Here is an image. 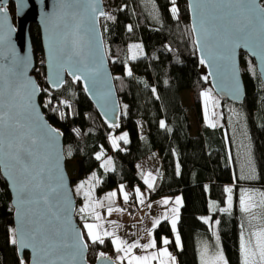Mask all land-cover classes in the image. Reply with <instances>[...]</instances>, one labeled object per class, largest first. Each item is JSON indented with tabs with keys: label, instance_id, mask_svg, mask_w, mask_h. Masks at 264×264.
<instances>
[{
	"label": "trees",
	"instance_id": "1",
	"mask_svg": "<svg viewBox=\"0 0 264 264\" xmlns=\"http://www.w3.org/2000/svg\"><path fill=\"white\" fill-rule=\"evenodd\" d=\"M103 1L112 8L108 16L114 18L101 17L100 26L121 105L118 127H110L100 118L79 80L74 82L67 77L59 90L47 86L40 30L36 23L30 25L35 57L32 73L41 86L39 101L42 111L63 132L66 161L69 158L76 160V177H70L71 183L96 170L98 193L121 184L133 187L140 182L136 172L138 159L158 150L163 177L157 192L181 191L183 195L177 227L181 246H175L174 231L166 219L154 228L158 243L163 238L170 239L168 246L176 251L178 264H199L198 240L212 235L210 224L201 216L209 214L211 220L218 221L229 264H241L240 190L244 184H249L264 192V84L254 59L240 52L244 102L218 97L222 103L221 111H224L223 124L210 126L204 123L201 91L211 84L197 55L187 0H175V4L173 0H153L159 14L157 21L150 18L143 0ZM174 6L178 15L171 11ZM8 8L13 14L15 6L12 1ZM134 42L143 46V52L135 59L128 53L129 45ZM184 90L193 94V112L199 126L194 134L187 106L181 98ZM62 101H67V105ZM59 103L63 104L62 109H59ZM230 103L239 108L244 135L251 148L255 176L249 181H241L234 175L237 156L226 107ZM120 131H127V142L119 140V147L114 148L109 135ZM239 138L241 141L240 134ZM101 152L111 153V169L101 167V160L96 158ZM226 184L233 185L231 212L220 210L226 202ZM77 219L81 221L78 216ZM11 229L13 206L6 181L0 173V264H20L21 261L16 245L11 243ZM84 237L90 262L103 252L124 264L116 258L109 237L102 244L92 243L85 233ZM28 259L25 251L23 260Z\"/></svg>",
	"mask_w": 264,
	"mask_h": 264
},
{
	"label": "snow or ice",
	"instance_id": "2",
	"mask_svg": "<svg viewBox=\"0 0 264 264\" xmlns=\"http://www.w3.org/2000/svg\"><path fill=\"white\" fill-rule=\"evenodd\" d=\"M66 6L72 7L70 0ZM4 11L5 9L0 8V12ZM92 11L95 12L96 9L92 8ZM171 11L178 15V9L175 6ZM193 12L198 13L199 17L197 22L196 15H194L192 25V31L196 34L194 44L198 49H207L209 53L214 47H222L226 52L225 58L232 65L234 76L237 71L235 67L236 49L249 48L253 50V54H255L256 47L264 50V4L258 3L257 0H196ZM100 15L114 19L103 12ZM78 31L79 25L76 26L71 41L66 35L56 48L49 49V67L53 69L51 75L54 77L53 87H59L62 83L60 81L62 71L68 70L74 80H80L82 76L87 77L91 72L87 70L81 75H75L74 71L70 70L73 56L82 55L81 40L77 36ZM2 42L3 38L0 37V43ZM132 47L139 48L140 46L133 45ZM132 58L135 59V54ZM200 62L206 63V58L202 57ZM29 64L30 59L21 58L6 72L0 71V167L5 170V175L10 176L15 189L17 216L21 217L22 222L27 216L33 217L27 225L22 223L19 229L10 230L12 232L11 243L18 244L21 249L31 248L34 253L32 264H81L88 244L84 241L83 233L74 228L71 229L72 239L68 238L69 228L64 225L69 224L67 213L70 211V204L61 210L59 201L57 205L51 203L53 194L67 199V193L64 191L62 156L57 148L58 138L62 134L57 129L46 124H37L31 119L35 111L34 98L40 92V87L27 75ZM85 68H87L86 65ZM128 74L131 75L130 70ZM202 96L207 105L211 98L210 93L204 92ZM62 103L67 105V101H62ZM63 115L61 113V116ZM161 126H164L163 122ZM112 127H118V125H112ZM38 131L39 134H37ZM110 140L113 147L118 148L119 140L127 142V133L119 137L111 136ZM38 145L42 146L44 151H40ZM102 154V152L97 153L96 158L101 159ZM68 155H71L70 151ZM111 164L112 160L108 158L101 167L108 169ZM54 178L57 180L56 183H53ZM152 179L150 173L145 177V183L149 188L152 187ZM93 180H96L95 173L87 181L80 182L76 187V192L77 194L83 192L85 198L84 206L79 209V212L89 214L99 222L102 218L95 208L99 207L101 202L94 201L92 198ZM225 192L228 193L227 203L230 208L232 189L226 188ZM115 195V192L109 193L107 198L111 199ZM137 196L143 203L139 189H137ZM261 197L260 203L264 206V193H261ZM124 199L127 201V193L124 194ZM162 203L167 204L169 201L165 199ZM175 204L177 207L171 209L173 230L176 228L181 204L179 197L176 198ZM240 204L245 212L254 207L250 198L246 196H241ZM116 210L120 211V209ZM220 210L227 211L228 209ZM112 211V208L108 209L109 214ZM81 218L84 219V216L82 215ZM164 218H168L167 213ZM204 219L207 223L208 218ZM159 223L160 221L156 220L153 226ZM83 227L87 230V237L92 243L102 244L104 243L103 237H113L112 244L118 252L124 253V257L128 258V264H151L158 257L161 258L160 264H166L164 258L171 259L166 248L150 255H132L134 248L155 247L154 239L144 245H140L138 241L129 244L116 236L115 232H101L102 223L85 222ZM251 237H254V244L251 238L245 241L242 237V264H264V227L252 232ZM176 240L179 243L178 235ZM163 243L167 245L168 240L165 239ZM68 249H71V252H67ZM99 255L102 258L105 256L103 252ZM217 259L222 261L224 258L220 255ZM20 264H26V262L21 259Z\"/></svg>",
	"mask_w": 264,
	"mask_h": 264
},
{
	"label": "water",
	"instance_id": "3",
	"mask_svg": "<svg viewBox=\"0 0 264 264\" xmlns=\"http://www.w3.org/2000/svg\"><path fill=\"white\" fill-rule=\"evenodd\" d=\"M10 1H12L15 6L13 14L8 8ZM67 2L68 0H0V8L5 9L4 12H0V37L3 38V42L0 43V71L6 72L8 68L13 67L14 63L21 58L30 59L27 75L40 87V92L34 98L35 111L32 113L31 119L37 124H46L51 128L57 129L62 134L58 138L57 148L62 156L61 163L64 178L63 182L65 184L64 191L67 193V199L65 200L53 194L51 203L57 205L59 201L61 210L70 204V211L67 213L69 224L64 225V227L69 228L68 238L71 240L73 235L71 232L72 228L80 233H83V229L80 221L77 219V198L74 194L71 179L66 168L63 132L45 117L39 101L41 86L32 73L35 67V57L30 37V25L36 23L40 30L44 56L45 80L47 86L51 90L61 89L66 83L67 77L74 82L77 81L74 80L73 75H69L68 70H65L60 73V81H62L60 86H52L54 77L51 75L53 69L49 67V49L56 48L66 35L68 40L71 41V39H73L72 34L76 30V26L79 25L77 36L81 40L82 55L80 57L73 56L70 70L74 71L75 75H81L83 72L91 70L87 77L82 76L79 81L82 83L83 89L93 103L100 118L110 127L119 124L121 105L100 26V19L102 17L100 13H104V1L70 0L72 4L71 8L66 6ZM257 2L262 4V0H257ZM187 4L192 30L194 15H196L197 22L199 18L198 13L194 14L193 12L196 0H187ZM92 8H95L96 11L93 12ZM192 34L195 40L196 34L193 31ZM196 51L199 61H201L202 57L206 58V63H200L209 77L214 93L221 99L232 100L239 103L244 102L245 85L240 61L241 51L254 59L256 68L264 84V50L259 47L255 48V54H253V50L249 48L240 47L236 49L235 67L237 71L235 76L233 75L232 65L229 60L225 58L226 52L222 47H214L211 53H209L207 49L201 50L197 47ZM85 65L87 68H85ZM37 134H39V131ZM37 147L40 151H44L42 146L38 145ZM0 173L6 181L11 196V204L13 206V229H19L22 223L23 225H27L33 217L27 216L22 222L21 217L17 216L15 189L12 186L11 178L5 175V170L2 167H0ZM56 182L57 180L54 178L53 183ZM84 241L87 243L85 237ZM15 245L20 258L24 259V252L26 251L29 255V259L25 262L26 264H32L34 259L32 249H21L18 244ZM66 251L71 252V249ZM87 255L88 247L84 250L81 264H119L107 254H105L103 258L98 255L94 262H90Z\"/></svg>",
	"mask_w": 264,
	"mask_h": 264
},
{
	"label": "crops",
	"instance_id": "4",
	"mask_svg": "<svg viewBox=\"0 0 264 264\" xmlns=\"http://www.w3.org/2000/svg\"><path fill=\"white\" fill-rule=\"evenodd\" d=\"M218 121V119H217ZM216 121V122H217ZM216 126V125H213ZM194 134V133H193ZM138 164H141L147 171L146 172H140L138 170ZM113 167V162L110 166V168ZM136 172L139 176L140 182L135 183L133 187L130 188L129 191L133 194L132 197H130L129 191L127 192V188L123 189L120 185L117 187H114L110 190H107L103 193L97 192V186L99 181L97 182V179L92 182L94 187L92 188V198L94 201H100L101 204L99 207L95 208V211L98 212L101 216V221H96L91 215L89 214H81L79 212V209L84 206L85 198L83 196V192L77 194L76 187L80 182L86 181L88 177H84L82 179L76 180L72 183V187L74 190V193L77 197V216L82 217L84 216V219L81 218V225L83 228V231L85 235L87 236V230L83 227L84 223H102L103 228L100 229L101 232L103 231H109V232H115V235L120 237L122 240L127 241L129 244L133 242H139L140 245L148 244L151 240L156 241V246L153 248L144 249L142 247L134 248L132 250V255L136 256H143V255H150L151 253H158L162 249H167V252L170 254L171 259L164 258L166 261V264H178L177 257L171 254V248L163 243V241L167 238H163L161 243H158L155 235H154V222L156 220H164L165 213H167V219L171 225V217L173 213L171 212V209L174 207H177L175 204V200L177 197L181 199V204L179 206V212H178V220L179 215L181 211V207L183 204V195L181 191H176L173 193H162L157 192L158 187L160 185V182L163 177V167H162V159L160 156V153L158 150H154L150 152L149 154L145 155L144 157L138 159L136 162ZM151 174L152 176V187L149 188L148 184L145 183V177L148 174ZM87 187V186H86ZM226 188L233 189L232 184H226ZM137 189H139L140 195L143 198V203H141L140 197L137 196ZM115 192L116 195L112 197L111 199H108V194ZM128 194V199L125 201L124 194ZM167 199L169 203L164 204L162 201ZM228 193H226V202L225 205L222 207V209H228L224 212H231L233 207L228 206ZM134 207L136 211L134 214H130L129 207ZM233 206V204H232ZM112 208L113 211L111 214H109L108 209ZM116 209H120V211H117ZM158 212H160L158 214ZM205 216L209 217V214H205ZM178 220L176 224V228L173 233V240L176 247L181 246V237L177 232L178 227ZM114 222V223H113ZM213 224L218 225V221L216 219L211 221ZM179 236V243H177L176 237ZM88 238V237H87ZM106 237H103L105 239ZM110 241L112 243L113 237H109ZM89 239V238H88ZM168 242H170V239H167ZM113 250L116 252L115 256L116 258L124 263L128 264V258L124 257L123 252H118L116 247L112 244ZM123 257V259H121ZM160 259L157 258L156 260H153L151 264H160Z\"/></svg>",
	"mask_w": 264,
	"mask_h": 264
},
{
	"label": "rangeland",
	"instance_id": "5",
	"mask_svg": "<svg viewBox=\"0 0 264 264\" xmlns=\"http://www.w3.org/2000/svg\"><path fill=\"white\" fill-rule=\"evenodd\" d=\"M143 3H144L146 11L150 15V18L153 19L154 21H157L159 19L158 18L159 14H158L157 8L155 7L153 0H143ZM133 45H139L140 47L133 48L132 47ZM142 52H143V46L140 42H134L129 45L128 53L130 57H132L133 54H135L136 56L138 54H141ZM204 92H209L210 97H211L208 100L207 105H205V99L202 96V93ZM181 98L184 104L187 106V112H188L189 118L191 120V125H192V133H196L199 126H198V123L196 121V118L193 112L192 91L190 90L182 91ZM201 104H202V113H203L205 124H208L210 126H213V125L217 126V125L223 124V114H224L223 112L224 111H221L222 103L219 100L218 96L214 93L211 87H208L207 89H204L203 91H201ZM226 107L229 109L228 111L229 127L231 128V131H233L234 133L235 153L237 156L235 160L236 161L235 167H233L234 175L236 179L239 178L241 181H249V180H252V178L255 176V167H254V162H253L252 155H251V148L247 142L248 141L247 136L244 135L245 133L244 121L242 120L241 113L239 112V108H237L236 105H234L233 103H230V104H226ZM125 133H127V131L111 133L109 135V140L111 136L119 137ZM239 134L241 135V138H242L241 141L239 138ZM127 137H128V133H127ZM110 143H111V140H110ZM108 158H111L112 160L111 153H107V154L103 153L100 159L101 165ZM66 168H67V172L70 177L72 178L76 177V160L75 159L73 158L67 159ZM108 169H111V168H108ZM138 170L140 172L147 171L141 164H138ZM93 173H95L96 179L97 181H99V177H98L96 170H93L90 174H88V176H86L88 177L87 180L89 179V177L92 176ZM236 175L238 177H236ZM244 185L245 186H242L240 190V199H241V196L249 197L250 202L254 205V207H252L248 212H245L242 210L241 204L239 201V207L241 211V217H240L241 219V244H242V237L245 241L251 238L254 244V237H251V233L260 229L261 227H264V206H262L260 203L262 199L261 193H264V192L258 187H254L249 184H244ZM120 186H123L122 187L123 189L126 188L124 184H121ZM129 194H132L131 191H129ZM231 196H232V203H233V190H232ZM232 203H231V207H232ZM159 213L160 212H158V214ZM201 218L202 219L208 218V223L211 226L212 235L210 238L208 237L199 238L198 244H197L198 263L199 264H225L226 262V264H229L224 248H223V245H222V240L220 237L218 225L213 224L211 222L212 221L211 218L205 215H202ZM220 255H222L224 258L222 261L217 259V257ZM241 258L243 260V256Z\"/></svg>",
	"mask_w": 264,
	"mask_h": 264
},
{
	"label": "built area",
	"instance_id": "6",
	"mask_svg": "<svg viewBox=\"0 0 264 264\" xmlns=\"http://www.w3.org/2000/svg\"><path fill=\"white\" fill-rule=\"evenodd\" d=\"M104 13H106L107 15H109L110 13H112V8L110 7V5H108V4H105L104 5ZM58 107H59V109H62L63 108V104L59 103L58 104ZM126 188H127V191L130 190V186H126ZM129 211H130V214L132 215V214H134V212L136 211V209L134 207H131L130 206L129 207ZM170 252L174 256L177 255V253H176L175 250H171Z\"/></svg>",
	"mask_w": 264,
	"mask_h": 264
}]
</instances>
